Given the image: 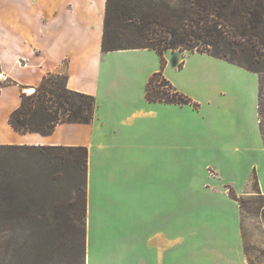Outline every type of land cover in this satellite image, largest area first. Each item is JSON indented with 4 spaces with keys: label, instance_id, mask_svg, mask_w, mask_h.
Masks as SVG:
<instances>
[{
    "label": "crops",
    "instance_id": "0c3cea01",
    "mask_svg": "<svg viewBox=\"0 0 264 264\" xmlns=\"http://www.w3.org/2000/svg\"><path fill=\"white\" fill-rule=\"evenodd\" d=\"M106 8L107 0H0V144L87 149L86 264H247L230 189L252 194L256 179L264 195L258 74L167 50L165 78L199 106L149 102L161 57L103 53ZM49 74L96 98L92 123L15 132L9 120L22 95Z\"/></svg>",
    "mask_w": 264,
    "mask_h": 264
},
{
    "label": "trees",
    "instance_id": "16d2710c",
    "mask_svg": "<svg viewBox=\"0 0 264 264\" xmlns=\"http://www.w3.org/2000/svg\"><path fill=\"white\" fill-rule=\"evenodd\" d=\"M129 49L161 57V70L146 89L149 102L199 106L165 78L167 50L205 53L258 74L264 142V0H107L102 52ZM67 80L49 74L33 95H22L9 120L14 131L50 136L59 124H91L96 98L70 90ZM87 164L83 147L0 145V229L54 226L55 194L69 176L71 208L84 226L77 228L79 257L86 264ZM254 191L264 197L256 179ZM230 196L242 209L244 201L232 189Z\"/></svg>",
    "mask_w": 264,
    "mask_h": 264
},
{
    "label": "rangeland",
    "instance_id": "374dc122",
    "mask_svg": "<svg viewBox=\"0 0 264 264\" xmlns=\"http://www.w3.org/2000/svg\"><path fill=\"white\" fill-rule=\"evenodd\" d=\"M73 185L67 176L55 194L54 226L46 230L0 229V264H82L78 249L81 231L77 228L83 230L84 226L83 220H75L71 208ZM252 185L254 188V181ZM239 197L244 201L242 237L247 264H264V197L255 191Z\"/></svg>",
    "mask_w": 264,
    "mask_h": 264
},
{
    "label": "bare ground",
    "instance_id": "6f19581e",
    "mask_svg": "<svg viewBox=\"0 0 264 264\" xmlns=\"http://www.w3.org/2000/svg\"><path fill=\"white\" fill-rule=\"evenodd\" d=\"M3 77L0 75V79H2ZM32 93H34V91L32 90V91H29V94H32Z\"/></svg>",
    "mask_w": 264,
    "mask_h": 264
}]
</instances>
